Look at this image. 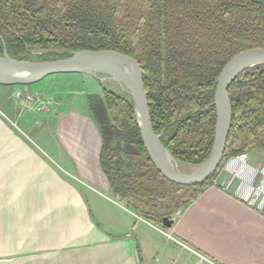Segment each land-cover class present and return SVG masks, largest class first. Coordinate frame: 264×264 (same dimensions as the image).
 Here are the masks:
<instances>
[{"label":"trees","instance_id":"1","mask_svg":"<svg viewBox=\"0 0 264 264\" xmlns=\"http://www.w3.org/2000/svg\"><path fill=\"white\" fill-rule=\"evenodd\" d=\"M25 60L28 47L53 48L45 61L79 50H113L134 58L143 74L154 133L179 162L198 165L214 137L212 105L219 73L235 54L264 48V0H0V56ZM87 105L102 139L100 167L112 193L136 215L163 226L194 201L223 163L242 152H264V66L229 86L231 128L222 162L204 182L168 181L143 146L132 101L106 90ZM124 142L133 163L124 169L111 143ZM238 146V147H237ZM237 147V148H236Z\"/></svg>","mask_w":264,"mask_h":264},{"label":"crops","instance_id":"2","mask_svg":"<svg viewBox=\"0 0 264 264\" xmlns=\"http://www.w3.org/2000/svg\"><path fill=\"white\" fill-rule=\"evenodd\" d=\"M20 91L0 85V264H264V215L233 191L207 186L154 224L112 193L86 97L38 111Z\"/></svg>","mask_w":264,"mask_h":264},{"label":"water","instance_id":"3","mask_svg":"<svg viewBox=\"0 0 264 264\" xmlns=\"http://www.w3.org/2000/svg\"><path fill=\"white\" fill-rule=\"evenodd\" d=\"M264 66V48H250L232 56L222 67L213 98L215 127L213 144L208 157L191 171L184 173L176 160L163 146L164 132L154 133L143 84V74L131 56L113 50H79L71 56L54 61L19 60L8 56L5 46L0 56V85L31 86L55 75H102L122 86L130 95L133 114L143 146L155 168L170 182L193 186L206 181L220 166L231 128L232 111L228 96L231 83L244 71ZM170 228L172 220L163 219Z\"/></svg>","mask_w":264,"mask_h":264},{"label":"rangeland","instance_id":"4","mask_svg":"<svg viewBox=\"0 0 264 264\" xmlns=\"http://www.w3.org/2000/svg\"><path fill=\"white\" fill-rule=\"evenodd\" d=\"M29 56L25 60L30 61H45L44 56L46 53H63V51L53 48H41V47H28ZM71 54V52H69ZM21 91L18 93V97L27 105H33L36 107V96L41 97L40 100L46 99L51 103L56 104V100L70 98V97H87L88 95H97L102 98V91L106 90L116 95H124L130 98L128 92L116 82L107 79L102 75H55L50 76L42 81L31 86H19ZM33 97L34 100L30 101ZM132 101V100H131ZM35 109V108H34ZM162 137V136H161ZM111 147L114 152L121 158L122 164L125 170L132 168L131 163L123 154L124 142L122 139H115L111 143ZM238 147V146H237ZM236 147V148H237ZM248 154V164L253 158L260 157L264 159V152L262 150H253L248 152H242ZM234 157V156H233ZM231 158V157H230ZM229 159V158H228ZM225 160L220 171L215 176V179L221 181L226 175L225 164L228 161ZM196 165H181L180 170L184 173L191 171ZM261 169V168H260ZM259 169V170H260ZM236 183V182H235ZM234 183V184H235ZM210 183L208 186H211ZM235 187V186H234ZM183 208V207H181ZM180 208V209H181ZM177 212V211H176Z\"/></svg>","mask_w":264,"mask_h":264},{"label":"built area","instance_id":"5","mask_svg":"<svg viewBox=\"0 0 264 264\" xmlns=\"http://www.w3.org/2000/svg\"><path fill=\"white\" fill-rule=\"evenodd\" d=\"M31 98V97H30ZM36 110H42L47 106L48 101L36 96ZM32 97L30 101H33ZM248 154L240 153L228 159L225 164L227 175L221 180L213 179L211 186L220 188L223 191H233L236 197L250 207L256 208L264 215V167H262L253 178H248L241 174L240 169L248 167ZM237 187L234 188L235 182ZM234 188V190H233ZM201 259L204 257L201 256Z\"/></svg>","mask_w":264,"mask_h":264}]
</instances>
